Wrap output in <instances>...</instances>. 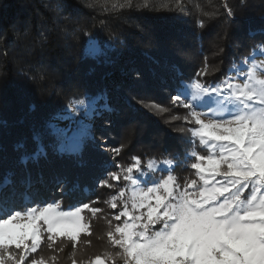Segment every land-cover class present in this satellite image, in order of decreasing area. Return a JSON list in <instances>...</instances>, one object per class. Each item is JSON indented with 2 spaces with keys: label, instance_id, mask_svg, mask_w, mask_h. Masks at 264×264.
I'll use <instances>...</instances> for the list:
<instances>
[{
  "label": "trees",
  "instance_id": "trees-1",
  "mask_svg": "<svg viewBox=\"0 0 264 264\" xmlns=\"http://www.w3.org/2000/svg\"><path fill=\"white\" fill-rule=\"evenodd\" d=\"M176 4L151 0L147 8L105 11L103 0H0V178L15 173L17 199L31 195L36 204L60 201L68 209L91 203L103 210L92 219V235L81 237L78 261L109 247L105 218L118 209L105 201L122 184L98 185L103 169L117 171L135 156L142 162L175 158L180 182L192 177L183 159L193 148V125L172 119L187 113L174 100L177 89L194 79L215 86L264 46V0ZM89 38L102 48L96 57L86 52ZM205 64L208 74L197 76ZM77 101L95 104L83 147L79 154L58 151L62 138L52 121ZM38 145L47 155L22 162ZM71 252V242L62 252L43 244L33 257L56 255L57 264H71Z\"/></svg>",
  "mask_w": 264,
  "mask_h": 264
},
{
  "label": "snow or ice",
  "instance_id": "snow-or-ice-1",
  "mask_svg": "<svg viewBox=\"0 0 264 264\" xmlns=\"http://www.w3.org/2000/svg\"><path fill=\"white\" fill-rule=\"evenodd\" d=\"M103 5L105 11L147 8L151 0L135 5L134 0H103ZM176 7H182L181 0ZM198 24L204 27L203 20ZM257 55H264V46L254 49L250 63L233 65L229 71L237 75L215 86L194 79L177 89L174 100L187 113L172 119L193 125L188 129L193 148L184 153L183 164L194 170V178L180 182L173 174L179 166L175 158L142 162L135 156L127 166L116 165L117 171H110L111 165L103 169L98 185L122 186L105 201L118 212L105 218L109 247L101 254L76 259L83 251L81 237L92 235V219L101 208L82 203L66 211L60 201L41 207L31 195L17 199L15 173H6L0 178V264H57L56 255L33 254L43 244L62 252L65 242L72 244L71 264H264V62ZM207 74L205 64L197 76ZM82 147L83 136L70 147L60 142L57 150L79 154ZM120 151L113 149L116 155ZM46 155L38 145L22 162Z\"/></svg>",
  "mask_w": 264,
  "mask_h": 264
},
{
  "label": "rangeland",
  "instance_id": "rangeland-1",
  "mask_svg": "<svg viewBox=\"0 0 264 264\" xmlns=\"http://www.w3.org/2000/svg\"><path fill=\"white\" fill-rule=\"evenodd\" d=\"M101 50L102 48L96 39L89 38L87 40L86 52L88 55L96 57L101 53ZM256 60L264 62V55H257ZM247 62L250 63L251 61H247ZM244 70L246 69H241V71ZM230 75L235 76L237 75V73L235 71H232ZM187 86L188 85L183 87H187ZM177 94L178 93H176L175 97L177 96ZM182 99L184 98L182 97ZM94 105L90 103L77 104V106L73 109V111H66L63 114L57 115L53 119L52 121L53 128L55 129V131L58 132L60 138H62V142L66 147H70L73 143L79 140L81 136H84L86 134V131H88L91 122L90 110L95 107ZM197 110L204 111L205 109L198 108ZM39 205L41 207L44 206V204H39ZM63 210L67 211V210H71V208L63 209Z\"/></svg>",
  "mask_w": 264,
  "mask_h": 264
}]
</instances>
